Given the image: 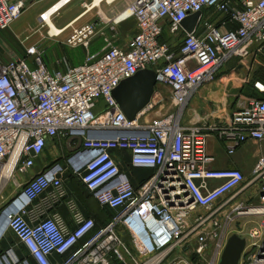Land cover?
I'll use <instances>...</instances> for the list:
<instances>
[{
	"label": "built area",
	"instance_id": "built-area-1",
	"mask_svg": "<svg viewBox=\"0 0 264 264\" xmlns=\"http://www.w3.org/2000/svg\"><path fill=\"white\" fill-rule=\"evenodd\" d=\"M25 8V0H0V31ZM195 13L187 33L181 22ZM122 14L134 19L135 34L124 48L104 38L96 55L87 52L94 26L68 27L63 43L84 51L79 65L60 58L58 69L49 70L32 46L0 59V242L6 233L14 239L0 250V264H190L188 256L217 264L235 218H264V152L250 170L247 185L257 191L246 208L229 205L233 197L220 200L240 186L242 173L212 168L205 152L207 134L215 135L227 155L244 143L264 142V100L248 99L219 125L179 124L182 107L222 65L252 59L264 47V0H133ZM61 33L46 30L49 38ZM163 33L179 37V45L159 42ZM141 70L154 72L155 85L147 105L127 121L111 92ZM161 89H167L174 112L140 121L162 102ZM55 137L78 138L79 147L63 164L52 161L27 176ZM112 151H125L131 167L153 173L133 188ZM66 173L100 207L114 211L103 226L95 228L67 193ZM16 175L26 176L22 185ZM9 180L15 192L2 201ZM57 206L64 207L69 223L55 212ZM248 237L245 258L242 251L237 264H264V219Z\"/></svg>",
	"mask_w": 264,
	"mask_h": 264
},
{
	"label": "crops",
	"instance_id": "crops-1",
	"mask_svg": "<svg viewBox=\"0 0 264 264\" xmlns=\"http://www.w3.org/2000/svg\"><path fill=\"white\" fill-rule=\"evenodd\" d=\"M59 1L60 0H25V11L31 10L33 19L38 20V16L42 12L56 5ZM96 1L97 0H69L50 17V24L59 30L64 29L70 24H72L71 26L75 24L79 26L85 23H91L94 26L95 34L88 47L87 52L89 54L96 55L101 51L104 38L111 41L116 47L124 48L129 39L135 34L136 29L132 17L122 19L120 15L133 0H99L95 5ZM71 6H73L72 11H68ZM1 32L2 31H0V40H4V35ZM9 32L15 34V31L13 32L11 27H9ZM68 32L69 30L67 29L62 31L60 36L63 34L67 36ZM260 52L261 51L254 53L253 58L247 61L251 62L256 60L261 55ZM72 55L77 57V53L74 51ZM8 58L9 56L1 60L6 61ZM247 61L233 59L229 61V63L227 62L228 66L226 65L227 67L218 69L213 81L196 89L188 102L181 109L179 118L180 126L206 127L210 125H219L228 120L233 110L245 104L248 99H251L252 97H250V95L252 89L249 87L248 81H250L252 77L253 70L251 66H246L248 63ZM76 62L77 65H79L83 60L79 62V59H77ZM246 89L248 92L245 93ZM247 143L258 148H255L251 155L248 154L247 149L246 151H241L239 155H236V152ZM247 143L240 145L231 155H227L215 135L207 134L205 137V152L213 158L211 167L214 169L234 168L239 171L245 170V167L250 165L253 158L256 159L259 154L264 152V142L258 144L251 142ZM74 146L75 144H67L66 139H61L59 137L48 140L41 156L34 160V166L28 173L30 175L35 174L52 161L63 164L64 159L73 152ZM123 154L127 156L125 151L111 152V156L119 163L121 162L120 156ZM254 162L251 164L250 170ZM135 179L136 178H134V181ZM63 185L67 193L74 198L84 216H88L99 223L103 221L104 214L102 207H100L86 192L80 189L77 181L70 173L64 175ZM55 212H57L66 223H69V216L63 206H57Z\"/></svg>",
	"mask_w": 264,
	"mask_h": 264
},
{
	"label": "rangeland",
	"instance_id": "rangeland-1",
	"mask_svg": "<svg viewBox=\"0 0 264 264\" xmlns=\"http://www.w3.org/2000/svg\"><path fill=\"white\" fill-rule=\"evenodd\" d=\"M73 6H71L68 11H72ZM75 26H77V24L73 25V27ZM9 27H11V30H13V32L15 31V34L9 32ZM9 27L1 32L4 35V40H0V59H5L12 53L23 55L24 49L26 47L32 46L38 51H40L42 62L49 70L58 69L55 62L60 58H64L69 66H76L77 59H79V62L83 60L84 52L81 50V48H68L64 45L63 42L66 35L63 34L62 36H60L62 34L61 33L59 35L60 37L57 36L49 38L46 35L47 28L39 21V19H33V17L31 16V10H24L20 14L18 19L11 23ZM67 30H69V28ZM161 40L174 47H177L180 43L179 37L172 39V37L170 38L169 35L165 33L161 35ZM73 51L77 53V57L72 55ZM260 51L261 55L254 61H247L248 63L246 65L248 67L251 66V69L253 70L252 77L250 81H248L249 87L252 89L250 95V97H252L251 99H258L261 97L262 94H264V47L260 49ZM228 63L222 65L220 68L227 67ZM254 73L255 77L260 79V81L256 80V78L252 81ZM246 92H248L247 89L245 93ZM161 96L162 102L158 106L154 107L146 115L141 117L140 121H149L151 119H154V117L156 118L163 114L174 112L175 108H173L169 102V95L167 89H161ZM97 108L98 110L102 108L101 102L98 104ZM255 148L258 147L254 145L251 146L249 143H247L236 152V155H239L241 151H246V149L248 151V154L251 155ZM254 159L255 158L251 160L249 166L245 167V170H240L243 176V182L240 184V186L227 193V195L220 199L221 202L233 197L229 201V205H240L242 208L249 207L250 205L255 203L257 186L247 185L250 179V166L254 162ZM28 175L30 174L27 173V176ZM15 177L19 185H22L26 179V176L23 177L20 175H16ZM14 192V183L12 182V180H9L5 183L1 191L2 201L7 200ZM194 212L201 214L203 213V210L196 209ZM263 219L264 218L250 215L240 216L234 219L233 223L230 226V229L228 230V233L229 235L234 234L237 235L239 238L245 239L246 244H248L249 232L254 228H258L260 221H262ZM8 238L13 239L10 233H6L4 241H7ZM246 249L247 247H245L242 256L247 252ZM244 258L245 256L242 257L243 260ZM188 260L190 264H199L192 256H188Z\"/></svg>",
	"mask_w": 264,
	"mask_h": 264
},
{
	"label": "water",
	"instance_id": "water-1",
	"mask_svg": "<svg viewBox=\"0 0 264 264\" xmlns=\"http://www.w3.org/2000/svg\"><path fill=\"white\" fill-rule=\"evenodd\" d=\"M199 14L195 13L181 22V27L189 33L195 25ZM155 85V74L152 70L137 71L128 79L122 80L112 90L111 97L119 111L127 121L135 116L147 105ZM75 142L73 151L78 149L80 140L68 138L66 143ZM244 239L231 234L225 242L217 264H237L244 248Z\"/></svg>",
	"mask_w": 264,
	"mask_h": 264
},
{
	"label": "trees",
	"instance_id": "trees-1",
	"mask_svg": "<svg viewBox=\"0 0 264 264\" xmlns=\"http://www.w3.org/2000/svg\"><path fill=\"white\" fill-rule=\"evenodd\" d=\"M159 42H163L162 40H161V37L159 38ZM264 53V52H263ZM256 77H255V73H254V77L252 78V81L255 79ZM256 80H259L260 81V79H258V78H256ZM258 99H261V100H264V94H262L261 95V97L260 98H258ZM120 169L121 170H123L125 173H126V176H127V178H128V181H129V183H130V185L133 187V188H136V187H138L139 185H141L144 181H146L150 176H151V174L153 173V170H151V169H146V168H133V167H131L130 165H129V160H128V156H126L125 154H123V155H121L120 156ZM73 177V176H72ZM136 178L135 179V181H134V178ZM76 181H77V183H78V185H79V187H80V189L82 190V191H84V192H86L87 194H88V192L85 190V188H84V186L75 178V177H73ZM89 195V194H88ZM102 209H103V214H104V219H103V221L102 222H98V221H94L93 220V222H94V227L95 228H97V226H99V227H101V226H103L104 225V223H106L108 220H110L111 219V217L114 215V211L113 210H110L109 208H107V207H102ZM84 217H87L88 218V216H84ZM14 243V240L13 239H11V238H8V240L6 241H4V240H2L1 242H0V250L1 249H4L5 247H7L8 245H11V244H13ZM17 254L19 255V256H21V255H23L24 254V251L22 250V248H19L18 250H17ZM57 258H59V257H57Z\"/></svg>",
	"mask_w": 264,
	"mask_h": 264
},
{
	"label": "bare ground",
	"instance_id": "bare-ground-1",
	"mask_svg": "<svg viewBox=\"0 0 264 264\" xmlns=\"http://www.w3.org/2000/svg\"><path fill=\"white\" fill-rule=\"evenodd\" d=\"M67 1H69V0H65V2H63V1L60 0L59 3H57L56 5H53L48 10H46V11L43 12L42 19L39 18V21L42 22L44 24V26H46L47 28H49L50 32L58 33V29H56L53 25L50 24V17L55 12H57L65 3H67ZM98 1L99 0H97L95 2V5L98 3ZM122 15H120V16H122ZM71 25L72 24L67 25L64 29H60V31L62 32L64 30H66ZM11 165H12V162L9 161L7 163V165L3 168V172H2L3 180H6L7 179L8 175L10 173V170H11ZM247 213H252V210H248Z\"/></svg>",
	"mask_w": 264,
	"mask_h": 264
}]
</instances>
